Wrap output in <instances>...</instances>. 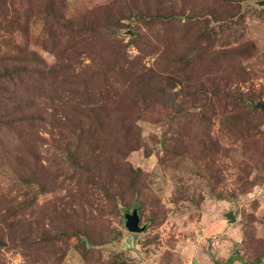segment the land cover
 <instances>
[{
    "label": "rangeland",
    "instance_id": "obj_1",
    "mask_svg": "<svg viewBox=\"0 0 264 264\" xmlns=\"http://www.w3.org/2000/svg\"><path fill=\"white\" fill-rule=\"evenodd\" d=\"M30 52L46 80L0 85L1 114L31 100L44 119L0 124V264H264V0H0V63ZM109 54L156 77H100ZM17 158L45 167L44 193Z\"/></svg>",
    "mask_w": 264,
    "mask_h": 264
},
{
    "label": "trees",
    "instance_id": "obj_2",
    "mask_svg": "<svg viewBox=\"0 0 264 264\" xmlns=\"http://www.w3.org/2000/svg\"><path fill=\"white\" fill-rule=\"evenodd\" d=\"M139 12V11H138ZM137 15L138 17H140L141 19H139L138 22H142V19L146 22L145 24H149V23H153L154 21H159L161 24H166L169 21L170 22H175L176 21V17L177 14L176 13H170L168 16L164 17L166 20L168 21H161V18H151L150 15L146 14L145 12L142 13H138ZM57 22L63 27L65 28L64 30L67 29V31L73 36L77 37L82 36L84 34H88L89 31L91 30H97V26L95 25L94 22H88V21H84L82 23H78L75 21H72L71 27L67 26L65 23H62L59 20V17H56ZM96 20V19H95ZM94 20V21H95ZM96 23H98V21H95ZM87 23V24H86ZM80 24L82 25V27H79ZM79 27V28H78ZM140 37V35H139ZM142 39V38H141ZM138 39L137 38H133L130 39L128 41L127 44L131 45V46H135L136 48H138ZM157 54V53H155ZM159 54V53H158ZM160 55V54H159ZM162 56V55H161ZM107 58L113 59L115 58V56L113 54H109L107 55ZM135 63L137 64L139 61L138 58H135ZM170 62H168V65H172L173 67L178 65V63H180L179 59H170ZM185 65H187L186 61H182ZM33 63V64H30ZM132 61H123L122 63H120L119 61H112L110 60L109 64H102V69L99 72V76L103 77V78H108L111 76H120V77H124L122 82L125 84V82H127L126 78H133L135 80L141 81V80H145L146 79H150L155 76V75H150L147 72L144 71L143 65H142V70L141 69H136V67L134 66L135 64ZM141 65V63H138ZM47 65L43 62V61H39V58H37V56L35 55V53H26V54H20L14 57H10L7 58L6 60H4L2 63H0V85L4 84V83H10L13 81H18V82H22L24 80H34V79H39L42 81H45V75H47V73L45 72V69ZM57 67V68H56ZM54 67L55 69H51L48 72V75L53 76V74L56 72V70L58 68H64L66 70V72L68 73V69H70L71 66H66V65H60V66H56ZM178 71L176 70L174 73L178 75ZM173 74V72H172ZM172 74H166L164 77H160L161 80H164L165 83L168 84H173V83H178V81L176 80V76L172 75ZM81 77L80 75L75 76L74 78H79ZM91 78L94 77V75H90ZM156 77V76H155ZM58 78L57 76L54 77V79ZM62 81L64 83H67L68 81H70L69 77H61ZM159 78V77H158ZM72 84V83H71ZM85 94V93H84ZM79 95V94H78ZM28 99V97L26 98ZM16 101H20V99L17 97ZM233 101H237V97H235L233 99ZM239 102L241 104L244 105V107L248 108V109H252V104L250 102H245L242 100H239ZM10 106V105H9ZM10 107H4L2 111L0 112H4V111H8L10 110ZM9 112H5L4 114L0 113V124L2 125L3 123L1 122L3 117H8L10 116V119L6 120L5 122L7 124H5L6 126H10L13 125L14 122L15 123H19V124H27L28 126H34L35 123L37 122H43V116L41 114L38 113V111L35 109L34 107V103L31 100H26L23 103V106H19L16 105V108L13 107L12 110ZM13 112H19L21 114V117L18 119H15L14 117H12L11 115L13 114ZM81 142L80 140H75L74 145L71 147L68 146V144H66V147L64 148V152L65 154H67L66 158L69 159L68 163L70 162L74 168H78V166L80 165L79 163V157L80 153H79V149L81 148ZM73 149V150H72ZM72 156H75V158H72ZM90 158H87L86 160H89ZM17 164L21 167L19 170V173H17V179L19 182H21L22 184H24L25 186H32L35 185L37 186V193L38 194H42L45 192L46 190V185L48 184L47 179H46V175L44 172L45 167L41 166L40 164L37 166V164H30L28 165L27 162H24L22 158H17L16 159ZM137 172H134V175H136ZM113 201L117 202L119 201V199L117 198V196L113 197ZM134 208L131 212H126L123 216L124 218V227H125V221H126V216L127 215H132L133 213H135V215L139 218V210L137 208L136 205H133ZM65 230L62 229V233H64ZM27 240H23V243H26ZM233 263V259L232 257H229L224 263L222 264H232Z\"/></svg>",
    "mask_w": 264,
    "mask_h": 264
},
{
    "label": "water",
    "instance_id": "obj_3",
    "mask_svg": "<svg viewBox=\"0 0 264 264\" xmlns=\"http://www.w3.org/2000/svg\"><path fill=\"white\" fill-rule=\"evenodd\" d=\"M226 219L230 221V223L235 222V217L233 216L232 213H227L225 215ZM139 218L133 213L132 215H127L126 216V221H125V228L127 229L128 232L130 233H141L145 230V227H139Z\"/></svg>",
    "mask_w": 264,
    "mask_h": 264
}]
</instances>
